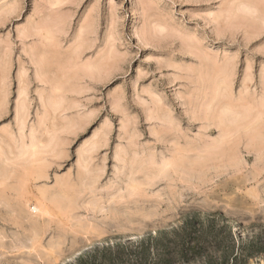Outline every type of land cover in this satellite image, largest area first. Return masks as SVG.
I'll return each instance as SVG.
<instances>
[{"label":"rangeland","instance_id":"obj_1","mask_svg":"<svg viewBox=\"0 0 264 264\" xmlns=\"http://www.w3.org/2000/svg\"><path fill=\"white\" fill-rule=\"evenodd\" d=\"M61 263L264 264V0H0V264Z\"/></svg>","mask_w":264,"mask_h":264},{"label":"bare ground","instance_id":"obj_2","mask_svg":"<svg viewBox=\"0 0 264 264\" xmlns=\"http://www.w3.org/2000/svg\"><path fill=\"white\" fill-rule=\"evenodd\" d=\"M61 28H62V27H61ZM28 29H29V28H28ZM31 32H32V31H31ZM34 32H35V33H34ZM34 32H33V34L36 35V37L39 39V41H40L41 43H43V40H45V39H46V41H47V38L49 37L48 35H49V33H50L49 30H46L45 28H44V29H43V28H39V27L36 28V30H34ZM28 34H29V33H28ZM50 35H51V34H50ZM50 37H51V36H50ZM44 50H45V49H44ZM53 52H54V51H53ZM55 53H56V52H55ZM57 53H58V52H57ZM37 54H38V55H43V56H44V55H45V51H43V49H42V51L39 50V51L37 52ZM62 54H63V53H62V51H61V56H62ZM65 54H66V53H65ZM70 55H71V53H70ZM40 58H42V57H40ZM63 58H64V57H63ZM78 59H79V57L77 58L76 55H73V56H71V57L69 58L68 61H65V62L67 63V65H68V64H69V65L71 64V67L73 66V68L75 69V67L77 66V63H78V62H77ZM68 62H69V63H68ZM66 63H63V65H64V64L66 65ZM39 64H40V63H39ZM42 64H43V63H42ZM37 65H38V64H37ZM37 65H36V66H37ZM44 65H46V63H45ZM61 65H62V64H61ZM69 65H68V66H69ZM38 67H39V65H38ZM62 67H63V66H62ZM62 67H61V69H62ZM64 67H65V66H64ZM40 68L42 69L43 66H40ZM40 68H38V70H36V71L39 72V71H40ZM44 68L46 69L45 66H44ZM89 68L92 69L93 66H92V65H89L88 69H89ZM45 69H44V70H45ZM74 69H73V70H74ZM91 69H90V70H91ZM44 70H43V71H44ZM63 70H64V68H63ZM75 70H76V69H75ZM37 72H36V73H37ZM44 72H46V71H44ZM41 73H43V72H41ZM61 73H62V70H61ZM76 73H77V71L74 72V74H76ZM20 76H21V75H20ZM85 76H86V75H85ZM37 77H38V76H37ZM92 77H93V76H92ZM21 78H22V77H21ZM24 78H25V77H24ZM21 80H22V79H19V81H21ZM49 80H50V79H49ZM49 80H48V81L46 80V82H49ZM22 81H23V80H22ZM22 81H21V82H22ZM51 81H52V80H51ZM44 82H45V79H44ZM46 82H45V83H46ZM53 82H54V81H53ZM22 83H23V82H22ZM62 83H63V82H62V80H61V90H62ZM23 84H24V83H23ZM19 85H21V84H19ZM24 86H25V85H24ZM21 89H22V88H21ZM55 89L58 90V86H55ZM22 90H23V89H22ZM61 92H62V91H61ZM50 98H51V97H50ZM22 100H23V99H22ZM49 100H50V99H49ZM50 102H51V100H50ZM54 103H57V101L55 100ZM51 104H52V103H51ZM20 106L23 107L22 105H20ZM25 107H26V106H25ZM25 107H24V108H25ZM19 108H20V107H19ZM22 109H23V108H22ZM19 110H20V109H19ZM25 111H26V109H25ZM18 112H19L20 114L22 113V116H23V113H25V112H23V111H22V112L18 111ZM230 123H231V122H230ZM22 124H23V122H22ZM10 137H11V136H10ZM223 137H224V136H223ZM33 147H34V146H33ZM34 154H35V153H34ZM73 188H74V187H73ZM40 191H41V190H40ZM53 199H54V198H53ZM66 204H67V203H66ZM42 205H43V203H42ZM42 205H41V203H36V205L33 206L32 209H33L34 211H38L39 214H40V213H46V212L50 211V210H48L49 208L46 209L47 207L44 208ZM43 217H44V216H43ZM137 228H139V226H138ZM144 229H145V227H144ZM139 230H140V229H139ZM141 230H143V228H142ZM141 232H142V231H141ZM87 240H88V239H87ZM88 241H89V240H88ZM74 251H76V252L78 253L79 250H74ZM76 252H73V253L75 254ZM57 253H58V252H57ZM58 254H59V253H58ZM52 255H53V254H52ZM55 255H56V254H55ZM59 255H60V254H59ZM70 255H71V254H70ZM67 256H68V255H67ZM67 256L62 257V256L60 255V256H56V257H54L53 259L50 258V260H53L54 263H59V262H61L60 260H63V259L65 260V258H66ZM52 257H53V256H52ZM60 258H61V259H60ZM65 261H66V260H65ZM63 262H64V261H62V263H63ZM50 263H52V262H50ZM62 263H61V264H62Z\"/></svg>","mask_w":264,"mask_h":264},{"label":"trees","instance_id":"obj_3","mask_svg":"<svg viewBox=\"0 0 264 264\" xmlns=\"http://www.w3.org/2000/svg\"><path fill=\"white\" fill-rule=\"evenodd\" d=\"M117 247H118V248H123V246H122V245H118Z\"/></svg>","mask_w":264,"mask_h":264}]
</instances>
